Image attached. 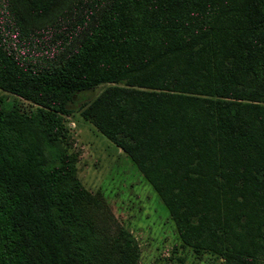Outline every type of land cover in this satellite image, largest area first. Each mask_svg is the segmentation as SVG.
Returning a JSON list of instances; mask_svg holds the SVG:
<instances>
[{"label":"trees","instance_id":"trees-1","mask_svg":"<svg viewBox=\"0 0 264 264\" xmlns=\"http://www.w3.org/2000/svg\"><path fill=\"white\" fill-rule=\"evenodd\" d=\"M104 1L52 68L21 63L0 19V87L39 104L0 97V264H140L124 230L100 263L71 216L83 188L59 113L102 83L83 114L132 157L182 243L264 264V0Z\"/></svg>","mask_w":264,"mask_h":264},{"label":"rangeland","instance_id":"rangeland-1","mask_svg":"<svg viewBox=\"0 0 264 264\" xmlns=\"http://www.w3.org/2000/svg\"><path fill=\"white\" fill-rule=\"evenodd\" d=\"M0 16L8 45L32 69L59 65L100 20L108 1L53 0L37 12L27 0H1ZM107 83L74 96L59 113L62 146L74 160L81 195L73 203L76 227L87 237L100 263L113 255L127 231L135 240L140 264H220L222 256L197 251L181 241L163 199L132 157L83 114L86 102ZM0 97L19 110L39 105L0 87ZM73 214V215H72Z\"/></svg>","mask_w":264,"mask_h":264}]
</instances>
